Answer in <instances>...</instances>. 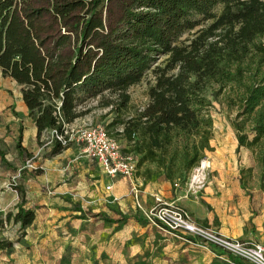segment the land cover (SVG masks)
<instances>
[{"label":"trees","instance_id":"1","mask_svg":"<svg viewBox=\"0 0 264 264\" xmlns=\"http://www.w3.org/2000/svg\"><path fill=\"white\" fill-rule=\"evenodd\" d=\"M263 39L264 0H0V71L20 87L37 143L106 110L100 117L114 114L108 125H122L140 158L123 152L133 153L137 166L157 158L174 134L199 136V151L208 147L210 122L199 114L204 93L227 83L240 85L239 105L257 116L250 142L237 129V149L260 141ZM149 72L146 105L125 119L129 89ZM21 133L19 127L16 151L30 156ZM52 141L48 155L65 148ZM196 148L192 162L200 158ZM260 178L264 188V165ZM24 203L22 197L6 214L20 230L35 218ZM9 246L0 240V250Z\"/></svg>","mask_w":264,"mask_h":264},{"label":"rangeland","instance_id":"2","mask_svg":"<svg viewBox=\"0 0 264 264\" xmlns=\"http://www.w3.org/2000/svg\"><path fill=\"white\" fill-rule=\"evenodd\" d=\"M151 81L149 72L139 84L129 89L130 103L122 115L125 119L134 116L136 111L146 105V89ZM239 86L227 83L222 91H217L215 87L208 88L204 93L206 101L199 114L210 122V137L208 147L202 151H199V136L174 134L172 143L158 153L157 158L139 162L134 176L131 179L124 178L126 189L118 193L116 198L113 190L105 188L108 184L105 177L98 185V196L83 194L47 197L39 190L42 191L43 182L52 174H46L47 177L38 175L41 167H47L43 165L46 150L40 145H33L29 137L23 140V132L30 119L23 115L20 87L0 71V151L4 158L2 160L0 157V240L11 243V246L0 250V264L224 263L206 251H194L186 249L184 245H175L158 231L153 225L151 198V194L158 191L165 197L163 201L174 202L181 198L174 202L177 204L183 200H192L196 205L200 204L205 210L213 212L212 223L204 226L220 231L221 218L234 219L226 221L227 224L232 223L231 227L228 226L230 232L241 235L234 239L264 244V188L260 178L264 165V136L258 143L243 145L235 151L240 184L250 198L248 205H239L240 201L234 197V208L229 204L232 202L219 196L211 204H206L202 199L203 187L195 189L192 182L196 169L200 165L202 167V161L203 171L207 173L209 156L228 151L233 143L238 145L237 129L246 134V142H250L255 134L256 110L243 112L238 101L241 94ZM105 112L97 111L75 121L71 126L100 123L109 136L118 140L123 151H133V144L128 143L121 134L122 125H108L114 114L100 117ZM19 127L22 131L21 143L30 156H19L16 151ZM42 140L41 145L53 144L50 133ZM195 146L200 158L192 162ZM67 160L68 157L63 159V168L68 167L70 170L72 164L67 166ZM100 171L97 167L94 173H103ZM96 181L89 177L87 185L94 189L95 186L90 183ZM137 182L142 190L140 205L131 190L133 185L138 187ZM22 197L24 207L33 209L35 214L32 224L24 230H20L12 219L6 220V214L16 211ZM98 213L119 221L107 222L103 216H96Z\"/></svg>","mask_w":264,"mask_h":264},{"label":"crops","instance_id":"3","mask_svg":"<svg viewBox=\"0 0 264 264\" xmlns=\"http://www.w3.org/2000/svg\"><path fill=\"white\" fill-rule=\"evenodd\" d=\"M14 81V80H13ZM16 83V82H15ZM21 105H22V111L23 115L25 114L28 117L27 114V108L22 100L21 93ZM29 118V117H28ZM30 119V118H29ZM27 130V131H26ZM29 135V136H28ZM30 138L33 145H39L37 143L36 139V128L33 125L31 119L30 123L23 132V140L26 138ZM22 138V137H21ZM21 145L26 149V147L21 143ZM42 149L46 150V158L44 159L43 165L46 167H41V173L39 171V174H42L43 177H47V175L52 174L43 182L42 184V191L39 190L40 193H44V196H79V195H99L98 185L100 186V182L102 181L103 177L106 178L107 185H111V189L115 193V198L118 193H123L125 191V183L126 179L122 177H117L113 179L107 178L104 173L97 174L94 173V170L97 171V163L89 158H87L83 152L80 145L71 143L68 146H66L63 150H61L59 153L54 155H48V152L50 151L52 144H42L40 145ZM237 149V144L233 143L229 150L226 152H220V154H214L208 157L207 165L208 172L205 173V179L203 180V195L202 199L206 204H211V201L215 197H220L221 199H227L230 205H233L235 208V203H233V198H238L240 201L239 205H248L250 198L249 195H246L245 190L241 187L240 180H239V171L237 170L236 165V158H235V151ZM68 157L67 160V166L72 164L71 169L69 170L68 167L63 168L64 162L63 159ZM100 168V167H99ZM64 170H67L65 172ZM50 172V173H49ZM101 172V171H100ZM54 173V174H53ZM68 173V174H65ZM92 177V179H96V183H90L91 185L95 186V188H90V185H87V178ZM91 181V180H89ZM106 185V186H107ZM138 186V192L136 195H134L135 200L137 201V204H139V197H141V185L139 182L136 183ZM105 186V188H106ZM201 187V188H202ZM200 189V188H199ZM176 189L174 190V193L176 194ZM158 196L163 199L165 197L161 194V191H158L156 193L151 194L152 198V206L154 205V197ZM181 199V198H180ZM179 199V200H180ZM178 198L176 201H179ZM174 201V202H176ZM140 205V204H139ZM179 207L185 209L189 214H191V218L193 221H195L198 224L204 225V224H211L213 220V212H210L208 210H205L204 207L199 205H196L194 201L192 200H183L179 203H177ZM238 205V204H237ZM1 208V207H0ZM8 211V210H6ZM101 214V213H98ZM96 214V216H98ZM101 216V215H100ZM102 216L106 217L102 214ZM108 218V217H107ZM234 219H228V218H221L222 226L220 227V232L228 237H240L241 235L235 234L233 232H230L228 229V226L231 227L232 223L227 224V222H231ZM115 223V222H114ZM153 224V223H152ZM160 233H162L163 236L166 237V239L169 241L171 240L173 244L175 245H184L186 249H191L194 251L203 250L201 248L196 247L194 244L187 243L184 240H180L174 236H171L162 230L159 229V227L156 224H153ZM192 240V239H191ZM195 242L196 240H192ZM208 252V251H206ZM211 254L210 252H208ZM212 256V254H211ZM213 257V256H212Z\"/></svg>","mask_w":264,"mask_h":264},{"label":"built area","instance_id":"4","mask_svg":"<svg viewBox=\"0 0 264 264\" xmlns=\"http://www.w3.org/2000/svg\"><path fill=\"white\" fill-rule=\"evenodd\" d=\"M51 140L66 146L75 143L81 146L83 154L95 161L104 175L109 178L131 179L137 169V158L133 153L123 152L119 142L108 135L105 127L100 123L72 127L64 125L62 133L50 131ZM202 164V163H201ZM201 165L195 173L201 172ZM177 186V184H175ZM203 186V179L194 182V188ZM107 190L111 185L106 186ZM132 192L138 189L132 186ZM152 220L160 230L196 247L206 250L216 259L233 263L234 259L244 264H264V244L245 243L222 234L216 228L196 223L190 214L174 202L163 201L161 197H154ZM196 240L193 242L192 240Z\"/></svg>","mask_w":264,"mask_h":264},{"label":"bare ground","instance_id":"5","mask_svg":"<svg viewBox=\"0 0 264 264\" xmlns=\"http://www.w3.org/2000/svg\"><path fill=\"white\" fill-rule=\"evenodd\" d=\"M203 165H204V161H202V167H203ZM202 167H201V169L203 170ZM197 179H203V180L205 179V175L202 171L199 173H195V175L192 179L193 185H194L195 180H197Z\"/></svg>","mask_w":264,"mask_h":264}]
</instances>
